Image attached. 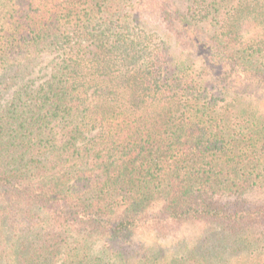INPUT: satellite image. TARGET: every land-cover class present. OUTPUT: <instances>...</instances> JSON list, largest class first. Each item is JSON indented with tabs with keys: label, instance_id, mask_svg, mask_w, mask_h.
Wrapping results in <instances>:
<instances>
[{
	"label": "trees",
	"instance_id": "1",
	"mask_svg": "<svg viewBox=\"0 0 264 264\" xmlns=\"http://www.w3.org/2000/svg\"><path fill=\"white\" fill-rule=\"evenodd\" d=\"M0 264H264V0H0Z\"/></svg>",
	"mask_w": 264,
	"mask_h": 264
},
{
	"label": "rangeland",
	"instance_id": "2",
	"mask_svg": "<svg viewBox=\"0 0 264 264\" xmlns=\"http://www.w3.org/2000/svg\"><path fill=\"white\" fill-rule=\"evenodd\" d=\"M177 4H179L180 7L184 6V0H174ZM149 21V20H148ZM154 22H150L149 25H152L153 28L159 27L161 31L166 30L165 22H163L160 18L153 20ZM52 58H48L47 62L44 63L42 66H46L49 64V61ZM42 67V68H43ZM50 74V70L47 68V70H40L38 69L35 73V76H33V79L36 81L37 84L42 82L45 78H47ZM249 199L254 202L258 203L260 202L261 196L258 194H254L249 197ZM219 238V232L212 231V229L209 227H203L198 225H190L186 227H182L181 229L176 230L172 234H168L165 236H159L157 237V242L163 245L164 249L166 250L167 255L173 256L177 254V252L184 251L186 247H192L195 244L203 243L204 246L209 245L216 246V241H218ZM141 241L145 242H152L154 241V237L152 235H144L140 236L136 239H134V242L138 243ZM202 244V245H203Z\"/></svg>",
	"mask_w": 264,
	"mask_h": 264
}]
</instances>
